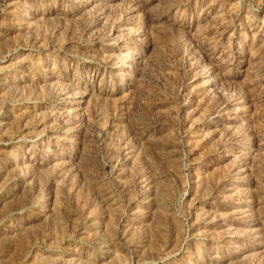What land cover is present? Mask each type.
Masks as SVG:
<instances>
[{
  "label": "rangeland",
  "instance_id": "374dc122",
  "mask_svg": "<svg viewBox=\"0 0 264 264\" xmlns=\"http://www.w3.org/2000/svg\"><path fill=\"white\" fill-rule=\"evenodd\" d=\"M0 264H264V0H0Z\"/></svg>",
  "mask_w": 264,
  "mask_h": 264
},
{
  "label": "bare ground",
  "instance_id": "6f19581e",
  "mask_svg": "<svg viewBox=\"0 0 264 264\" xmlns=\"http://www.w3.org/2000/svg\"><path fill=\"white\" fill-rule=\"evenodd\" d=\"M125 74V73H124Z\"/></svg>",
  "mask_w": 264,
  "mask_h": 264
}]
</instances>
